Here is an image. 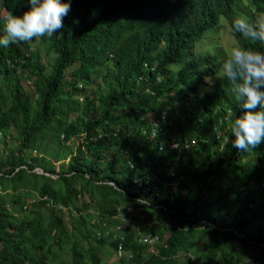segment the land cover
Masks as SVG:
<instances>
[{
	"label": "trees",
	"instance_id": "obj_1",
	"mask_svg": "<svg viewBox=\"0 0 264 264\" xmlns=\"http://www.w3.org/2000/svg\"><path fill=\"white\" fill-rule=\"evenodd\" d=\"M65 2L71 7L60 32L0 46V134L5 142L16 132L10 151L0 153V264H60L65 255L71 264H84L83 257L102 264L103 247L117 243L109 226L130 209L142 216L121 228L122 246L131 255L119 264H264V194L258 189L264 143L235 154L230 131L223 147L211 132L214 120L238 115L236 102L200 100L183 107L171 93L173 81H165L162 91L151 87L175 113L168 137L196 139L188 149L159 150L162 140L151 136L152 122L140 121L145 105L158 101L145 91L146 83L135 90L133 82H124L142 71L136 33L145 4L166 11L154 21L153 9L146 10L145 19L163 40L156 52L179 57L178 40L216 24V18L206 23L210 14H224L231 26L230 15L249 3L213 0L208 8V0ZM2 6L17 16L30 8L27 0H0ZM3 18L0 12V35ZM238 40L249 45L242 36ZM40 45L47 57L54 53L51 61L40 60ZM180 112L190 118L180 121ZM70 140L73 146L55 168L47 148L59 150Z\"/></svg>",
	"mask_w": 264,
	"mask_h": 264
},
{
	"label": "clouds",
	"instance_id": "obj_2",
	"mask_svg": "<svg viewBox=\"0 0 264 264\" xmlns=\"http://www.w3.org/2000/svg\"><path fill=\"white\" fill-rule=\"evenodd\" d=\"M212 1L208 0V8ZM240 1L243 5L249 4L244 5V10L238 15H230V18H233L231 26L224 14L212 13L206 23H209L211 18H216V24L204 27L196 37L189 36L185 40L179 39L177 44L179 57L158 55L156 49L164 46L163 40L159 41L160 34L155 32L145 19V17L148 18L146 10L153 9L154 19L152 20L154 21H161L166 11L155 8L153 4L143 6V17L145 16L143 27L139 33H136L143 55L139 53L140 58L136 64L140 67L142 64L144 73L139 71L134 78L124 80V82L126 85H131L133 82L135 90L137 86H143L146 83L145 91L155 96V100L158 101L157 106L155 104L145 105L149 113H144L140 121L146 124L152 122L151 136H157L162 140L157 146L159 150L188 149L196 141L194 137L175 139L167 135L168 129L176 125L175 113L169 111L168 104H162L156 92L151 88L160 87L162 91L163 84L167 80L174 82L171 93L174 92L173 96L182 102L183 107L191 108L200 100H203L204 104L221 103L224 106H227L229 101L236 102L239 110L233 120L229 121L225 115L212 123L211 132L221 147L228 143V131L231 136H234V139L231 140L230 137V140L235 154L249 152L264 143V10L262 9L264 6L261 0ZM27 3L30 8L20 16L8 14L9 11L2 6L6 12L5 15L1 13L4 17V24L3 35H0V46L7 48L10 44L17 42L28 43L38 38L52 37L64 27V18L71 7L70 3L65 0H27ZM222 24L229 28V34L234 38V43L227 51H224L218 41L211 38L214 30H218ZM238 36H242L249 45H242ZM223 92L224 96L218 100L216 97L222 95ZM180 114L178 117L180 121L190 118L189 113L180 112ZM149 163L150 161H147L148 165ZM262 164L264 175V162ZM258 189L264 194V180L259 184ZM34 195L37 199L39 198V195L35 193ZM82 197L86 201L84 194ZM5 207L10 209L8 204ZM23 209H26V206ZM63 211L66 210L63 209ZM91 219L93 218H90V222ZM110 230H112L110 238L116 240V247H106L108 248L107 258L102 257L106 250L105 246L103 247L100 253L101 263L113 264L112 259L115 258L119 264L123 257L128 258L131 254L122 246L121 228L113 227ZM150 238L155 240V235L149 236L148 240ZM69 259V256L65 255L61 258L60 264H71ZM82 260L84 264H91L88 257H83Z\"/></svg>",
	"mask_w": 264,
	"mask_h": 264
},
{
	"label": "rangeland",
	"instance_id": "obj_3",
	"mask_svg": "<svg viewBox=\"0 0 264 264\" xmlns=\"http://www.w3.org/2000/svg\"><path fill=\"white\" fill-rule=\"evenodd\" d=\"M5 12H6V10H5V8L4 7H2V9H1V13L3 14V15H5ZM1 14V15H2ZM212 38V40H214V41H218L219 42V44H220V46L224 49V51H227L228 49H229V47L234 43V38L229 34V28L226 26V25H221L220 27H219V29L217 30H214V33H213V36L211 37ZM38 50L40 51V54H41V56H40V60L41 61H43V62H46V61H51V59L53 58V56H54V53H51L48 57H47V55L45 54V52H44V49H43V46L42 45H40L39 47H38ZM67 69H69V68H67ZM99 83H100V81H99ZM100 88H101V91L103 92L104 91V87H105V85H100L99 86ZM32 95V97H35L36 95L35 94H33V93H31ZM16 132L12 129L11 130V134L10 135H7V137H6V140H5V142H4V139H3V134H0V153L2 152V150L4 151V153H7L8 151H10V148H11V146H12V144H14V142L13 143H11L10 142V139H11V136H14V134H15ZM45 140H46V138H45ZM49 145H54V147H55V144L54 143H50ZM48 145V146H49ZM73 146V144H72V140H70V141H68V143L65 141L64 143H63V145L62 146H58V147H60V149L58 150H55V149H50L51 150V152H49V149L47 148V155L46 156H49L50 158H51V160H52V163L54 164V167L55 168H57L58 166H59V164H61L62 163V152L64 151V150H66V149H68V148H71ZM57 147V148H58ZM33 151V150H32ZM39 151V150H38ZM37 151L35 150L34 151V153H36ZM42 153V152H41ZM65 158L66 157H64V160H65ZM35 171H41L40 170V167H35ZM22 191V190H21ZM84 196L86 197V199L88 200L89 198H88V196H87V194L86 193H84ZM89 212H95V210H94V208H91V209H89L88 210ZM140 216H142L141 215V213L140 212H138V210L137 209H130V210H126V212L124 213V214H122V215H117V217L122 221L121 223H119V224H115V225H110L109 226V228L110 229H113V227H119V228H122L124 225H125V223L126 222H133V223H135V217H140ZM91 217H93V216H91ZM91 222H96V224L100 227L101 225H102V222H100V221H97V219L96 218H93V219H91ZM246 228L248 229L249 228V226H246ZM55 232H56V230H55ZM150 241H153L154 239L153 238H150L149 239ZM107 246H105V248H106ZM107 253H108V248H106V250L103 252V254H102V257H104V258H107ZM112 263L113 264H117V260L115 259V258H113L112 259Z\"/></svg>",
	"mask_w": 264,
	"mask_h": 264
}]
</instances>
